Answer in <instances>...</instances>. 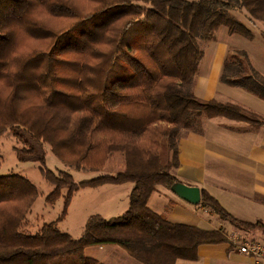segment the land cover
<instances>
[{
	"label": "trees",
	"instance_id": "16d2710c",
	"mask_svg": "<svg viewBox=\"0 0 264 264\" xmlns=\"http://www.w3.org/2000/svg\"><path fill=\"white\" fill-rule=\"evenodd\" d=\"M73 1L0 0V135L11 132L21 145L14 148L17 160L36 162L53 186L46 203L66 189L58 218L30 232L22 226L37 187L18 173L0 175V264H102L84 249L107 244L142 264H174L196 260L200 244L234 246L222 228L170 222L147 200L157 187L180 182L173 174L178 140L200 132L202 119L264 126L253 111L193 92L204 54L199 40L212 39L221 26L253 38L231 12L243 9L264 24V0H85L87 10ZM41 13L73 21L53 28ZM16 30L39 41L37 47L18 53ZM241 56L225 57L220 81L264 98V77ZM45 145L76 170L100 171L114 152L123 153L124 168L75 182L46 166ZM125 182L132 187L120 215H90L78 238L57 227L79 188ZM200 194L199 204L221 220L264 235L261 221L236 219L205 189Z\"/></svg>",
	"mask_w": 264,
	"mask_h": 264
},
{
	"label": "crops",
	"instance_id": "0c3cea01",
	"mask_svg": "<svg viewBox=\"0 0 264 264\" xmlns=\"http://www.w3.org/2000/svg\"><path fill=\"white\" fill-rule=\"evenodd\" d=\"M221 29L225 32V37L215 42L210 55H207V52L203 54L193 92L202 100L216 99L220 102L235 103L264 118V98L220 81L228 48H237L231 44L229 39L231 33L227 28ZM254 37L257 35L253 33V38L249 40L252 41ZM258 37L260 40L263 38ZM245 52L252 67L264 76V61ZM199 71L202 74H199ZM200 129V132L188 131L179 138V164L173 170V174L182 183L205 189L236 219L250 223L259 220L264 223V126L252 127L243 121L215 116L202 119ZM119 154L121 152L110 155L102 171L114 175L123 170L124 160ZM131 187V182L102 184L96 187L100 188L99 192L102 193L111 191V200L106 199L103 207L109 208L113 214H105L107 213L105 209L102 216L111 218L123 213L128 205L126 196L128 197ZM118 191H124V194L120 195ZM78 192L76 190V194ZM74 199L75 194L70 200L69 212ZM118 205L122 208L118 209ZM147 205L155 212L165 215L170 222L204 229L222 228L226 232L230 228L242 232L204 206L192 205L162 186L157 187L148 197ZM89 216L84 218L85 222ZM254 232L256 234L258 230ZM84 254L102 264H142L122 248L111 244L86 247ZM174 264H252V262L249 257L239 253L236 246L230 247L226 242L200 244L196 260L177 259Z\"/></svg>",
	"mask_w": 264,
	"mask_h": 264
},
{
	"label": "rangeland",
	"instance_id": "374dc122",
	"mask_svg": "<svg viewBox=\"0 0 264 264\" xmlns=\"http://www.w3.org/2000/svg\"><path fill=\"white\" fill-rule=\"evenodd\" d=\"M73 2L80 4V7L84 9H86L87 6L89 5V3L85 2V0H74ZM83 5H86V7ZM231 13L236 18L246 23L249 26V28L252 30V32L255 35H257V37H254L255 40L253 39L251 41L245 38L244 36L238 34H229L230 36L229 39H231V44L235 45L237 48L236 49L233 47L228 48L226 56H228L229 54H237L239 57L242 58L241 53L247 51L252 57L261 58V60L264 61V24L259 21H251L249 19V16L243 9H235ZM39 17L46 18L47 22H49V25H51L53 28H58V29L66 26L68 23L73 21L72 19L69 18H56V17H52L49 14H42V13L41 15H39ZM221 28L225 29V27L223 26L219 27L215 31L212 39L199 40L200 47L203 49L204 53L207 52V55L211 54L215 42L224 39L225 32H222L223 30ZM258 36L263 37L262 40H260ZM38 42L39 41H32L30 37L23 30L15 31V49L18 53H26L28 49H35L37 47ZM42 44H44V42H42ZM45 45L42 47L45 48ZM44 48H40V49H44ZM204 58L206 60L207 56ZM199 74L202 73H200L199 71ZM20 146L21 145L16 141L15 137H13L11 132H9L8 130L4 131L0 135V155H1L0 175L18 173L20 175L27 177L37 187L39 195L31 205L30 210L27 213L22 226L24 230L32 232L37 230V228H39L41 224H43L44 222H50L58 218L63 208V194H65L66 189H62L61 196L54 203L52 204L46 203L44 201V198L53 189V186L43 179L38 168L39 166L36 162H30V161L21 162L17 160L14 153V148ZM45 149H46V157H45L46 166H48L51 170L54 171L58 169L67 171L73 176L75 182L88 180L96 177L97 175L105 174V172L102 170L100 171H91L88 169L76 170L75 168L62 163L51 152L48 145H45ZM119 155H122L124 160L123 153L121 152V154ZM105 184H109V183H105ZM98 186L81 187L77 190L79 191L77 194L76 191L73 193L75 194V199L71 204L72 207L70 209V212H69V207H70L69 205L70 202H69L66 211L67 216L65 215L56 224L60 230L67 232L68 234H70L72 238H78L84 229V224H85L84 218L86 216L92 214H100L102 216V212H104L105 209L107 211V213L105 214L108 215L113 214L110 213L109 208L103 207L105 201H107L106 199L111 200V191L103 192V193L99 192V190L101 189L100 188L96 189V187ZM118 193L120 195H123L124 191H118ZM126 200L128 201L127 196H126ZM117 207L118 209L122 208L121 205H118ZM239 229L242 230V232L237 231V229H230V228L229 230L227 229V231L228 233L233 232L245 237H249V238L256 237V238H262L264 240V235L259 230L258 233L255 234L254 231H246L243 230L242 228ZM255 231L257 232V230Z\"/></svg>",
	"mask_w": 264,
	"mask_h": 264
},
{
	"label": "built area",
	"instance_id": "2783aa9c",
	"mask_svg": "<svg viewBox=\"0 0 264 264\" xmlns=\"http://www.w3.org/2000/svg\"><path fill=\"white\" fill-rule=\"evenodd\" d=\"M226 235L239 253L250 258L252 264H264V240L262 238L244 237L233 232H226Z\"/></svg>",
	"mask_w": 264,
	"mask_h": 264
},
{
	"label": "water",
	"instance_id": "95a60500",
	"mask_svg": "<svg viewBox=\"0 0 264 264\" xmlns=\"http://www.w3.org/2000/svg\"><path fill=\"white\" fill-rule=\"evenodd\" d=\"M169 190L180 199L192 205H197L200 202V188L197 186L187 185L182 182H175L170 186Z\"/></svg>",
	"mask_w": 264,
	"mask_h": 264
}]
</instances>
